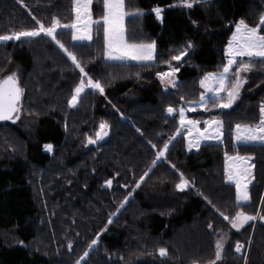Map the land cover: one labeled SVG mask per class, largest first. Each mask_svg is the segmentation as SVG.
Listing matches in <instances>:
<instances>
[{
    "label": "trees",
    "instance_id": "obj_1",
    "mask_svg": "<svg viewBox=\"0 0 264 264\" xmlns=\"http://www.w3.org/2000/svg\"><path fill=\"white\" fill-rule=\"evenodd\" d=\"M177 1L181 0H126L127 10L144 12L138 18L126 17L127 38L130 42L155 40L154 63L107 62L102 30L97 35L94 29L89 43H74L71 30L58 31L57 38L76 54L89 75L105 85V95L88 90L76 108L68 107L67 101L79 82V70L51 38L42 34L0 43V78L17 73L25 90L23 110L34 118L27 137L10 127L12 133L20 132L21 153H0V231H10L23 242L10 245L0 239V264L71 261L75 249L57 255V247L65 245L67 228L76 230L80 250L100 233L103 249L92 251L82 264H208L214 259L215 241L226 227L219 213L231 217L236 208L255 209L260 204L264 208L260 199L264 196V145L235 146L232 141L236 123L254 124L259 119V105L264 100L261 58L253 59L255 67L243 74L247 82L232 108L189 114L193 119L221 118L224 142L187 151L184 137L179 135L169 146L167 163L158 162L136 187L156 150L178 127L177 114L169 116L165 109L196 100L201 92L199 79L225 63V46L235 22L243 18L255 26L264 13V0H205L191 8L170 7ZM155 7L165 8L161 21L152 11ZM102 14V0H94L93 17ZM32 16L45 26L53 16L71 23L72 0H23V4L0 0V34L36 27ZM188 41L194 47L182 63H176L180 67L177 87L164 91L156 73L165 71L167 65L162 61L177 55ZM102 120L110 126L108 135L89 144L87 137L95 139ZM44 144L52 145V151H44ZM225 151L253 156L251 199L245 204L237 203L234 186L225 181ZM169 161L195 186L178 190L179 173ZM109 179L111 187L105 184ZM129 192L132 195L120 208ZM112 213L117 215L108 224ZM40 238L49 247L38 246ZM161 247L168 250L167 256H159ZM263 253L261 232L249 264H263ZM231 256L235 252L226 244L217 264H242L230 260Z\"/></svg>",
    "mask_w": 264,
    "mask_h": 264
},
{
    "label": "snow or ice",
    "instance_id": "obj_2",
    "mask_svg": "<svg viewBox=\"0 0 264 264\" xmlns=\"http://www.w3.org/2000/svg\"><path fill=\"white\" fill-rule=\"evenodd\" d=\"M99 2V0H95ZM205 2V0H181V6L191 8L195 3ZM23 4V0H20ZM93 4L94 0H72V11L74 18L71 23H62L61 19L57 16H53L48 26L32 16L35 21L36 27L22 28L20 30L11 31L8 34H0V43L8 41H20L22 38H36V37H49L55 44L67 55L71 60L75 69L79 70V82L76 83L72 94L67 101L68 107L76 108L82 99V94H86L88 90L99 92L101 95H105V85L101 79H93L89 73L85 70V67L76 54L70 51L64 43L57 38L58 31L67 29L71 30V39L73 41H92L94 29L96 34L99 35L102 30L103 35V56L111 61H136L138 63H154L157 57L156 41L150 42H130L126 35V17H139L144 15L143 10L134 9L132 11L127 10L126 0H102V15L98 18L93 17ZM157 19L162 20V11L160 7L152 9ZM195 23V22H193ZM194 45L191 41H188L186 46H183L178 50L177 55H172L169 60L162 61L167 65V71H158L156 76L160 82L167 89L169 85L172 88H176L178 81L176 74L180 71L179 66H174L173 61L183 62V59L189 53V50ZM171 51H177L176 49H170ZM226 63L222 68L215 72H206L199 80L200 86L204 89L199 94V99L195 101H186V103L198 105L203 108L204 111H210L208 107L209 100L212 101L213 108L230 109L240 99L241 89L247 82L244 73L252 71L255 64L252 63L254 58L264 59V14H261L259 21L255 26H251L241 18L235 22V30L232 31L231 37L225 46ZM248 57V62L243 59L237 58ZM235 70L233 71V67ZM139 73L136 76L139 77ZM115 79V77H113ZM24 88L19 84V77L15 71L0 78V120H14L19 119L20 113L23 111L22 97L24 95ZM211 94V95H209ZM181 100L184 97H180ZM115 108V105H113ZM118 111V110H117ZM178 111L179 113V126L176 128L172 136L165 141L163 147L156 152L155 158L152 160L147 171H145L136 182V187L140 186L145 177L149 175V172L161 159H166V153L170 144L176 139L177 136L183 134L188 140V149H199L200 142L205 140L221 141L224 136V123L221 119L212 118L210 120L203 121L205 127H199L201 121L188 119L185 115V108H174L169 105L165 112L170 116ZM123 114L121 113V116ZM109 124L107 121L102 120L99 124V130L95 133V139L92 136H88L87 140L89 144H95L98 140H102L108 135ZM137 131H140L137 129ZM234 140L240 144H262L264 145V100L259 105V119L254 124L236 123L232 130ZM195 134V139H193ZM151 144L152 142L149 141ZM45 149L51 150L52 145H44ZM153 148L157 146L152 144ZM225 157V177L227 181L235 183L236 189V201L240 203H247L251 197L248 191L249 185L254 180L253 168L254 165L250 162L253 160L251 155H241L238 152L229 155L227 151L224 152ZM171 164V162L169 161ZM171 167L179 173V182L175 187L179 190H184L189 186L194 187L192 181L187 179L179 169H176L175 164H171ZM119 175V173H117ZM105 184L109 187L112 185V180L105 181ZM127 187V185H124ZM132 195L129 192L128 196L120 204L122 208L128 201V198ZM207 200V197H205ZM261 202L264 203V196L261 198ZM211 204V201H208ZM213 207H215L213 205ZM119 208L117 209V212ZM219 212V209H217ZM224 220H230L231 227L239 230L250 221L256 219L264 220V215L259 212L256 215H249L243 211H239L234 217L230 218L224 215L223 212L219 213ZM117 213H112L109 216L108 224L113 222V217ZM209 229L213 227L212 224L208 225ZM107 224L105 225L106 230ZM97 238L92 239L88 245L91 249L98 243L100 233L96 234ZM225 235H221L215 241V258L208 262V264H217V261L222 259V253L225 247ZM20 243H23L22 241ZM72 245L69 244V249ZM244 247L239 241L235 244V251L240 252ZM160 256H166L168 250L166 248L158 249ZM89 252L85 251L84 254L75 262V264H81V262L88 257ZM196 264V262H193Z\"/></svg>",
    "mask_w": 264,
    "mask_h": 264
},
{
    "label": "rangeland",
    "instance_id": "obj_3",
    "mask_svg": "<svg viewBox=\"0 0 264 264\" xmlns=\"http://www.w3.org/2000/svg\"><path fill=\"white\" fill-rule=\"evenodd\" d=\"M170 7H181V1H177L173 4L170 5ZM161 9H163L164 11V7H160ZM163 11L161 13V15L163 16ZM154 13V12H153ZM264 14V13H263ZM155 15V13H154ZM156 17V15H155ZM73 18H74V13H73ZM157 18V17H156ZM158 21H161L160 19H157ZM63 30H67V29H63ZM235 30V24L233 26V31ZM60 31V30H59ZM232 34V33H231ZM71 35H72V32H71ZM231 37V35H230ZM229 37V39H230ZM74 43H89L91 41H73ZM228 43V42H227ZM227 45V44H226ZM244 59H249L248 57H243ZM243 58H237V59H243ZM225 59H226V55H225ZM254 59H258V58H254ZM105 60L107 62H124V63H138L136 61H131V60H126V61H111V60H108L107 58H105ZM176 63L175 61H173V65L176 66ZM226 63V61H225ZM234 68V67H233ZM168 68L165 70L167 71ZM234 71V70H233ZM212 72H215V71H212ZM247 74V73H245ZM203 77V76H202ZM201 77V78H202ZM200 78V79H201ZM176 79L178 81V78H177V75H176ZM199 79V80H200ZM160 85H161V88L164 90V91H167V92H171L173 91L175 88H172L170 85L167 89L164 88V85L160 82ZM199 87H200V90L201 91H204V89L200 86L199 84ZM211 95V94H209ZM199 97L196 99L198 100ZM192 101H195V100H192ZM211 100H209V103H208V107L210 109V111L208 112H214L216 111L217 109L218 110H224V109H219V108H213L212 107V102H210ZM22 104H23V97H22ZM180 107H184L185 108V115L188 119H192V120H199L201 121L199 127L203 128L205 127L203 121L205 120H210L214 117H211L213 115H209L210 117L209 118H202V119H193V118H190L189 117V114L190 113H194V112H202L204 114H207L208 112L204 111L203 108H200L198 105H194V104H189V103H183ZM178 107V108H180ZM177 108V109H178ZM167 114V113H166ZM177 114V121H178V126H179V113L178 111L176 113H174L173 115ZM169 115V114H167ZM170 116V115H169ZM172 116V115H171ZM217 118V117H215ZM218 119H221V118H218ZM222 120V119H221ZM223 121V120H222ZM34 123V118H32L31 115H29L28 113H26L24 110L20 113L19 115V119H14V120H11V121H0V153H10V152H16L18 154L21 153L22 151V145H23V141L22 139L20 138V135L19 133H12V131L10 130L11 128L10 127H15L17 129V131H22L24 133V135L27 137L28 136V133L30 132V127L33 125ZM234 129V128H233ZM180 136H183L184 137V140H185V148L187 151H197L198 149L196 148H193L191 150L188 149V140L187 138L181 134ZM179 137V136H177ZM193 139H195V134H193ZM232 141H233V144L236 146V145H239L235 140H234V136H233V133H232ZM224 142V136L222 138V142L221 141H214V140H205V141H201L200 142V147L203 145V144H206V143H223ZM242 144V143H240ZM256 144H259V143H256ZM46 145V144H44ZM43 145V150L46 151V152H51V150H47L45 149ZM199 147V148H200ZM159 149L156 150V152L158 151ZM233 155V154H232ZM158 162H164V163H167L166 162V159H161L159 160ZM157 162V163H158ZM251 164H253V160L250 162ZM224 172H225V160H224ZM253 172H254V168H253ZM225 181L229 184H232L235 188V183L234 182H229L227 181L226 177H225ZM252 184V183H251ZM250 184V185H251ZM249 185V186H250ZM188 188H192V186H189ZM186 188V189H188ZM184 189V190H186ZM179 190V189H178ZM182 191V190H181ZM248 191H249V187H248ZM40 195L41 192H40ZM235 195H236V189H235ZM129 199V198H128ZM42 203L43 204H47V201H44L42 200ZM238 204H245V203H240V202H237ZM262 204H260L257 208L253 209V206L250 207V208H241V209H238L236 208L232 214V217L235 216V214L239 211H243L249 215H256L258 212L261 214V215H264V208L261 207ZM224 220V219H223ZM226 222V227H225V230L223 232H221L220 236L221 235H225L226 238H225V246L226 244H231V251L235 252V257H230V260H241L242 261V264H249L250 262V256H251V252L255 246V241L258 240V238L260 237L261 235V232L264 233V220H260L259 218L254 220V221H250L248 224L244 225L242 228H240L239 230L237 229H233L231 227V223H230V220H224ZM66 234H64V239L65 240V245L63 246H58L57 247V250H58V257H61V256H64V254L66 252H70V253H73V250H77L76 253H75V256L70 259L71 261H67V262H64L65 264H75V262L84 254L85 251H88L89 252V255L92 253V251H95V252H99L100 250L103 249V245L100 244L99 242V239H98V243L96 245H94L91 249L88 248V245L85 246L84 248H82L80 250L79 246L81 245L80 242H78V238H77V234H76V230L74 228H67L66 231H65ZM73 236V237H72ZM76 236V237H74ZM219 236V237H220ZM218 237V238H219ZM235 237V238H234ZM43 238V237H42ZM40 238L38 239L37 243L38 246L40 247H49V245L47 243H43V239ZM97 238L96 237H91V240L92 239H95ZM217 238V239H218ZM234 238V239H233ZM0 239H2L3 241H5L6 243L10 244V245H23V243H20L21 241L17 238V236L10 232V231H0ZM239 241L241 244L244 245V247L241 249L240 252H236L235 251V244L236 242ZM91 242V241H90ZM89 242V243H90ZM71 243L72 247L71 249H69V244ZM77 243L79 244V246L76 247ZM43 246H41V245ZM34 247H36V245L34 244ZM76 247V248H75ZM225 248V247H224ZM215 250V248H214ZM68 252V253H69ZM158 254H159V251H158ZM88 255V256H89ZM223 255V253H222ZM160 256V254H159ZM167 256V255H166ZM162 257V256H160ZM165 257V256H163ZM213 257L215 258V251H214V255ZM88 257H86L82 262L81 264L87 259ZM140 259V258H139ZM213 259H209V261H211ZM62 263V261L58 260L57 261V264H60ZM262 263L264 264V253L262 255Z\"/></svg>",
    "mask_w": 264,
    "mask_h": 264
},
{
    "label": "water",
    "instance_id": "obj_4",
    "mask_svg": "<svg viewBox=\"0 0 264 264\" xmlns=\"http://www.w3.org/2000/svg\"><path fill=\"white\" fill-rule=\"evenodd\" d=\"M0 121H11V120H0Z\"/></svg>",
    "mask_w": 264,
    "mask_h": 264
}]
</instances>
